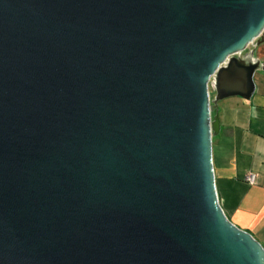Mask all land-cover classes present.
<instances>
[{
    "label": "water",
    "instance_id": "obj_1",
    "mask_svg": "<svg viewBox=\"0 0 264 264\" xmlns=\"http://www.w3.org/2000/svg\"><path fill=\"white\" fill-rule=\"evenodd\" d=\"M255 41L264 0H0V264H264L213 165Z\"/></svg>",
    "mask_w": 264,
    "mask_h": 264
},
{
    "label": "crops",
    "instance_id": "obj_2",
    "mask_svg": "<svg viewBox=\"0 0 264 264\" xmlns=\"http://www.w3.org/2000/svg\"><path fill=\"white\" fill-rule=\"evenodd\" d=\"M255 81L250 100L232 96L219 102L213 165L225 214L264 246V72ZM251 173L257 176L255 183L247 180Z\"/></svg>",
    "mask_w": 264,
    "mask_h": 264
},
{
    "label": "rangeland",
    "instance_id": "obj_3",
    "mask_svg": "<svg viewBox=\"0 0 264 264\" xmlns=\"http://www.w3.org/2000/svg\"><path fill=\"white\" fill-rule=\"evenodd\" d=\"M255 56L260 57L262 61H264V43H262L259 48L255 49ZM210 94L214 96V89L209 87Z\"/></svg>",
    "mask_w": 264,
    "mask_h": 264
},
{
    "label": "built area",
    "instance_id": "obj_4",
    "mask_svg": "<svg viewBox=\"0 0 264 264\" xmlns=\"http://www.w3.org/2000/svg\"><path fill=\"white\" fill-rule=\"evenodd\" d=\"M251 45H253V43L251 44ZM250 45V46H251ZM247 180L250 182V183H255L256 182V180H257V176L255 175V174H249L248 176H247Z\"/></svg>",
    "mask_w": 264,
    "mask_h": 264
},
{
    "label": "flooded vegetation",
    "instance_id": "obj_5",
    "mask_svg": "<svg viewBox=\"0 0 264 264\" xmlns=\"http://www.w3.org/2000/svg\"><path fill=\"white\" fill-rule=\"evenodd\" d=\"M264 43V42H263ZM262 44V43H261ZM261 44H257V41H255L254 43H253V45H251L250 47H249V49H248V51H255V49L256 48H259V46L261 45ZM262 61V60H261ZM258 73V72H257ZM256 73V74H257Z\"/></svg>",
    "mask_w": 264,
    "mask_h": 264
}]
</instances>
